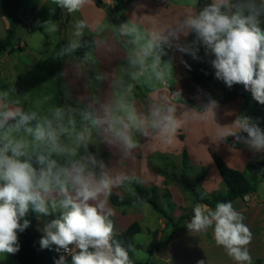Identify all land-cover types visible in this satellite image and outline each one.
I'll return each mask as SVG.
<instances>
[{"label": "crops", "instance_id": "1", "mask_svg": "<svg viewBox=\"0 0 264 264\" xmlns=\"http://www.w3.org/2000/svg\"><path fill=\"white\" fill-rule=\"evenodd\" d=\"M102 1L106 8L108 5L112 7L114 16L123 19L121 27L124 36L120 34L121 27L113 22L114 16L111 17L106 8L97 6L94 0H87L75 12H68L54 0H30L29 11L22 3L20 14L24 16L25 23L20 28L25 32L30 31V36L34 30H39L46 43L42 47H31L21 36L17 39L16 31L18 45H26V48L21 50L14 43V49L0 57V73L6 79L10 78L14 85L20 73L28 71L44 58L35 54L39 49L47 56L54 51L59 39L75 45L83 37L92 35L96 41L94 52L85 59L69 53L63 63L58 79L67 90L66 95L91 111L95 109L99 118L104 119L106 109H109L113 115L122 116L125 120L129 112H134L138 119L146 121L142 127L131 129L136 147L130 151H126L106 130L111 158L105 161L110 163L108 171L103 170L102 173L122 178L111 191L124 195V190L118 191L117 187L124 188L128 180L132 181L130 186H134V183H138L134 180L140 179L142 187H156L160 196L169 191L167 194L182 213L187 204L192 209L189 211H193L199 203L190 188L195 187L186 183L184 171L177 165L183 163L184 151H187L193 164L200 165L202 161L210 164L217 186L223 181L216 169L213 154L240 171H247L252 163L264 162V151H255L243 139H238L247 134L236 128V121L246 118L250 124L264 130V105L254 101L251 93L242 85L234 84L229 88L217 79L211 66L213 56L206 54L195 34L183 27V22L189 16L198 15L203 10L200 0H196L197 3L190 0ZM226 7H229V15L236 12L254 15L258 26L264 31V0H236L235 4L228 0L222 11ZM80 22H83L82 28L77 27ZM150 43L152 47L149 50ZM188 47L198 49L197 59L181 50ZM64 51L61 48V52ZM159 51H165L163 56L168 61L169 69L164 63L162 65L165 73L150 69L144 60L146 52L147 56L157 58ZM19 52H31L33 64H27L24 58L21 61L17 55ZM60 94L63 95V92L60 91ZM168 109L173 110L178 127L174 133L165 135L159 128L152 127L151 121L154 119L153 112L160 110L162 114H167ZM204 179L211 181L210 174L205 175ZM200 189L203 192L195 188L197 192L205 194L212 193L214 188L203 184ZM188 190L192 198L188 197ZM252 199L255 201L253 206L244 198H237L231 203L242 213L243 222L252 233L251 243L247 247L251 264H256L264 261V180L252 193ZM145 205L120 207L109 203L114 212V234L141 221L146 223L145 230L155 235L151 257L138 261H149L151 264H198L199 261L204 264H236L222 246L216 245L211 228L206 232H189L186 224L193 215L182 222L181 217L186 215L175 212L173 219L178 223L174 226L175 223L168 225L167 219L157 213L158 222L151 227L150 222L147 224L145 221L151 216L156 218L153 214L155 210L151 205L152 211ZM135 246L134 250L143 247L137 243ZM50 250L56 256L54 246Z\"/></svg>", "mask_w": 264, "mask_h": 264}, {"label": "clouds", "instance_id": "2", "mask_svg": "<svg viewBox=\"0 0 264 264\" xmlns=\"http://www.w3.org/2000/svg\"><path fill=\"white\" fill-rule=\"evenodd\" d=\"M54 2L68 12H75L87 0ZM227 4L228 0H213L198 15L189 16L183 27L195 34L206 54L214 57L211 66L217 79L229 88L234 84L242 85L254 101L264 105V31L254 15L242 12L229 15L222 11ZM83 26V22L77 25L78 28ZM151 47L150 43L148 49ZM181 50L198 58V49ZM172 113V109H168L167 114L156 110L151 126L165 135L174 133L178 122ZM61 115L62 110L56 109L54 117L58 120ZM0 116V129H4L0 132V254L19 251L18 234L30 226L26 218L30 210L37 214V219L58 212L56 218L43 224L41 248L54 246L56 252L70 257L71 264H132L128 250L113 239L111 217L114 212L108 201L113 186L122 178L107 173L98 175L91 167L92 160L78 156L79 143L85 140L83 134L77 137V148L67 147L60 141L64 129L55 126L53 120L42 118L34 128H26L32 136L29 141L15 133L36 120L35 113L9 110ZM16 117H19L17 123L5 128L7 122ZM101 123L107 125L106 130L126 151H130L136 147L131 129L142 127L146 121L138 119L134 112H129L125 120L106 109ZM236 128L247 134L238 139H243L255 151H264V130L250 124L246 118L237 120ZM31 145L44 147V152L36 157L39 168L29 159H22ZM53 156H65V164H58ZM193 213L186 224L190 233L211 228L216 245L222 246L236 264H251L247 246L252 233L243 222L242 213L231 202H218L215 209L198 203ZM55 264H67L66 256L60 255Z\"/></svg>", "mask_w": 264, "mask_h": 264}, {"label": "rangeland", "instance_id": "3", "mask_svg": "<svg viewBox=\"0 0 264 264\" xmlns=\"http://www.w3.org/2000/svg\"><path fill=\"white\" fill-rule=\"evenodd\" d=\"M22 1H23V5L26 8V10L29 11L30 10L29 4H31L30 0H22ZM190 1L191 3H194V2L197 3L196 0H190ZM9 26H10L9 19H7L2 14H0V38H3L6 35V31H7V28H9ZM121 29L124 30L122 27L120 28V30ZM17 31H18L17 39L21 36L22 40L28 41L29 46L31 47H42V45L46 43L45 38L43 37V35L41 34L39 30L37 31L34 30L31 36L29 35L30 31L25 32L24 29L22 28L20 29L18 28ZM127 35L129 36V31L127 32ZM60 40L61 39H59V43L63 41V40L62 41ZM15 43L18 48L19 45L16 40H15ZM23 47L26 48V45H23ZM35 54L37 56H41V58L46 56V53H44L42 49H39L38 52H35ZM17 55L19 56V59L21 61H23L22 59L24 58L27 64H33L34 62L31 52L21 53V54L19 52ZM157 55H158L157 58L146 55L144 57V60L146 61V63L148 62L150 69L156 72L162 71L159 73H165V71H163L162 69L163 63L165 64L166 69H169L168 61L165 60V57L163 56L165 55V51H159ZM58 77L59 75L56 78L48 81L47 83L36 87L31 92H29L27 95L21 96L16 92L14 85L12 84V82H10V78L6 79L3 76V73H0V114H2L5 111H9V110L20 111L21 107L25 106L31 112L36 114V123L40 121L42 118H48V119L53 120L55 126L62 127L64 131L60 136V141L62 144L70 148H77V145L79 143L77 141V137L83 134V136L85 137V140L84 142L79 143V147L77 149L78 156L88 157L90 160L93 161L91 165L93 170L98 175L102 174L103 170L108 171L110 167V163H107L105 161L111 158L110 157L111 149L108 148L109 142L106 140L107 125L104 123H101L103 118H99V115L97 114V111L95 109L94 111L93 110L91 111L89 108L83 107L81 103L70 100L69 97L66 95V93H68L67 90L64 89V87H62V85L59 82ZM60 91L63 92V95L60 94ZM58 108L62 110V115H61V118L57 120L54 117V112ZM0 118H2V116H0ZM3 131L4 130H0V132H3ZM101 131H103L102 135H101ZM15 135L25 136L29 141L32 140L31 134L23 130H20L19 133H15ZM101 138L103 139V141ZM103 142H104V147L102 146ZM43 152H44L43 146L31 145L27 149V154L25 156L31 154L32 156L37 157L38 154H41ZM25 156L22 157V159H25ZM172 158L175 159L176 161L175 157H172ZM53 159H56L58 164H61V165L65 164L66 162L65 156H53ZM177 165L180 167L181 170L184 171L183 176L187 184L194 186L199 191H201L200 188L202 187L203 184H207L208 186H211L214 188L212 193L203 194L201 193L203 191H201L200 193L202 194V198L211 197L212 194H218V192H221L222 194L226 193V190H227L226 185L223 182H221L222 184L219 183V186H217V181H216L214 174L212 173L210 169V164L204 163V161H202L200 165L199 163L195 165L191 161H188L186 165L182 162H180L179 164L177 163ZM207 174H210L211 176V181L209 182L204 179V176ZM134 181L141 183L140 179H135ZM131 184H132V181L128 180L127 185H125L124 188L123 186L121 187L118 186L117 187L118 191L120 190L121 192H123L124 190V195L118 194V193L117 195L133 196L134 186H130ZM187 192H189V190ZM165 193L167 194L169 193V191ZM163 196L164 195L160 196L159 204L164 209L169 211L170 216L173 217L175 212L189 215V216L194 215L193 211H189V209H191V206L189 204H187V208H186L188 209L187 212H186V209H182L183 210V213H182L181 211L178 210V206H176L174 202L171 200L172 199L171 196L170 197H166V196L163 197ZM188 197L192 198L191 193ZM179 198L180 197H178V199ZM145 206L148 207V209L152 211L150 204H146ZM58 214H59L58 212L53 213L54 216ZM153 214L155 215L156 218L151 216V217H148V219H146L145 221V222H148L147 224H149L150 222L149 225L151 227L156 226V223L158 222L157 217H159L157 212L154 211ZM113 218H114V215L111 217L112 221H114ZM46 220H49V218L41 217L40 219H38L37 230L39 234L41 235V237L43 236V232L41 231V229ZM139 224L143 226L144 231L141 232L140 234H137L134 238V241L137 244H141L143 247L141 249L134 250V256L137 260H143V259H148L151 257L150 250H153L156 237L155 235H153V232L149 233L145 230L146 223H142L141 221H139ZM0 264H19V262L11 254H0ZM256 264H264V261H262L261 263H256Z\"/></svg>", "mask_w": 264, "mask_h": 264}, {"label": "trees", "instance_id": "4", "mask_svg": "<svg viewBox=\"0 0 264 264\" xmlns=\"http://www.w3.org/2000/svg\"><path fill=\"white\" fill-rule=\"evenodd\" d=\"M99 7L106 6L102 0H94ZM22 0H0V14L4 15L10 21V27L6 31V35L0 39V57L11 52L14 49V43L16 40V31L18 28L24 25L25 19L21 13ZM211 0H200V7L205 8L211 4ZM236 0H231V4H235ZM229 7H226L224 12L228 14ZM65 22V19L63 20ZM113 22L122 26L124 21L122 18L115 15ZM21 50H24L23 46H20ZM61 48L64 49V53L61 52ZM96 50V41L92 35L83 37L79 43L70 45L67 42L62 41L59 43L54 51H52L46 57L37 61L31 69L26 72L20 73L15 81L14 88L16 92L25 96L36 87L56 78L63 67V63L67 57V54L71 53L77 56L79 59H85L87 55ZM214 59V57H213ZM22 113H33L27 107L23 106L20 109ZM19 120V117L11 119L5 125H14ZM36 120L30 121L27 125L21 127L20 130L26 131V128H34ZM4 130V129H0ZM225 140H232V138H226ZM25 159H29L34 167H41L36 161V157L31 154L25 156ZM213 160L222 178V181L227 187L225 194L218 192V194H212L211 197L202 198V194L197 192L195 188L190 187L195 194L196 199L200 204H206L210 208L215 209L218 202H232L237 198H244L246 194L254 193L257 191L259 184L264 180V162L252 163L247 171H240L230 167L219 155L213 154ZM189 161L187 151L183 153V163L186 165ZM164 196L170 197L169 194ZM163 196V197H164ZM110 202L113 205L120 207H133L142 204H150L154 210L167 219V224L171 225L175 223V220L170 216L169 211L164 209L159 204L160 195L156 187H142L139 183H134L133 196H120L114 192L109 195ZM166 201V200H165ZM189 215L182 216V222L187 220ZM27 219L30 220V226L22 233L18 234L19 238V251L15 254H11L19 264H55V261L59 257L53 254L50 249L41 248L40 240L41 235L37 230V214L29 211ZM49 220L56 218V215L48 217ZM181 221V220H180ZM178 221L174 224V226ZM143 227L134 222L126 230L116 233L113 236L115 241H119L128 252L132 264H151V262L138 261L133 256L135 246L134 237L143 231ZM67 264H71V259L68 256L66 258Z\"/></svg>", "mask_w": 264, "mask_h": 264}, {"label": "built area", "instance_id": "5", "mask_svg": "<svg viewBox=\"0 0 264 264\" xmlns=\"http://www.w3.org/2000/svg\"><path fill=\"white\" fill-rule=\"evenodd\" d=\"M244 199H245V201H246L249 205H251V206L255 205V201L252 199V193L246 194V195L244 196ZM55 252H56V251H55ZM56 255H57L58 257H59L60 255H65L66 258L68 257V255L65 254V253H63V252H60V253L56 252Z\"/></svg>", "mask_w": 264, "mask_h": 264}, {"label": "water", "instance_id": "6", "mask_svg": "<svg viewBox=\"0 0 264 264\" xmlns=\"http://www.w3.org/2000/svg\"><path fill=\"white\" fill-rule=\"evenodd\" d=\"M106 10H107L108 14H109L111 17L114 16V12H113L111 6H107ZM120 33H121L122 36H124V30L121 29V30H120ZM205 205H206V204H205ZM207 206H208V205H207ZM208 207H209V206H208Z\"/></svg>", "mask_w": 264, "mask_h": 264}]
</instances>
